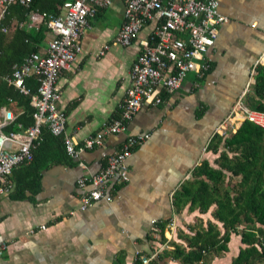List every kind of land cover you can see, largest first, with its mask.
Masks as SVG:
<instances>
[{"label": "crops", "instance_id": "obj_1", "mask_svg": "<svg viewBox=\"0 0 264 264\" xmlns=\"http://www.w3.org/2000/svg\"><path fill=\"white\" fill-rule=\"evenodd\" d=\"M216 1L226 22L218 26L206 55L210 67L203 76L188 73L178 89L161 92L159 104L142 105L124 132L106 135L101 145L83 149L78 160L61 156L55 142L44 147L41 158L47 164L38 171L36 192L24 189L22 197H15L14 177H9L11 190L0 195V264H134L135 255H149L161 244L153 232L155 223L173 220L175 229H165L164 236L171 234L182 243L179 231L188 233L186 226L198 218L211 220L209 214L187 209L175 214L172 194L203 160L217 167L218 154L206 150L208 142L243 91L251 90L250 69L264 52V0ZM123 11L119 1L98 10L80 36L77 61L58 75L64 134L76 148L119 116L139 42L152 33L153 23L147 22L130 45H113ZM41 22L38 12H31L19 25L32 28ZM50 39L48 32L38 53ZM105 45L108 49L99 55ZM236 123L238 127L241 121ZM144 135L147 138L125 161L127 180L104 184L110 201L101 199L81 210V197L90 187H81L78 180L102 169L126 137ZM227 246L228 251L212 257L211 264H230L244 247L233 234ZM153 264L179 263L164 258Z\"/></svg>", "mask_w": 264, "mask_h": 264}, {"label": "built area", "instance_id": "obj_2", "mask_svg": "<svg viewBox=\"0 0 264 264\" xmlns=\"http://www.w3.org/2000/svg\"><path fill=\"white\" fill-rule=\"evenodd\" d=\"M28 6L31 0H0V22L6 7L16 2ZM113 1L124 6L123 23L112 44L128 46L134 41L142 26L153 23L150 36L139 42L140 48L131 64L130 85L120 105L117 118L102 124L99 131L85 138L77 146L64 134L66 114L58 108L61 90L57 84L62 71H70L81 52L79 39L89 27V19L98 10L108 7ZM45 20L51 34L43 53H32L19 64L12 67L8 83L21 93L27 94L24 78L33 74L38 82L37 94L31 96L30 105L34 112L33 124L18 130H6L15 121V114L6 107H0V195L11 190L10 174L23 163L32 160V149L40 140L41 127L45 126L54 136L63 135L64 149L67 155L78 160L83 149L99 146L106 135L122 133L127 124L144 104L157 105L161 102V92L172 93L178 89L188 73L203 76L210 67L206 57L217 36L218 26L226 18L218 12L216 0H67L62 5V13L57 16L38 13ZM1 32L7 27L0 26ZM108 45L103 46L99 55L104 54ZM264 64L262 52L250 69V77L255 75L258 65ZM247 88L236 101L233 110L221 121L215 132L225 135L230 129L237 128L236 121L248 120L264 129V112L248 109L244 102ZM147 138L128 136L121 149L110 155L102 169L94 174L82 177L78 184L89 186V190L80 200V209L84 210L95 201H110L105 195L104 184L115 179L127 180L125 161L131 155L134 146ZM167 231L175 229L173 220L169 221ZM42 228V227H41ZM168 239L151 254H137L135 264H153L161 250L170 248ZM4 245L0 244V258Z\"/></svg>", "mask_w": 264, "mask_h": 264}, {"label": "trees", "instance_id": "obj_3", "mask_svg": "<svg viewBox=\"0 0 264 264\" xmlns=\"http://www.w3.org/2000/svg\"><path fill=\"white\" fill-rule=\"evenodd\" d=\"M66 0H31L28 6L10 3L4 12L0 26V107L15 113V121L6 130L16 131L17 125L23 128L33 124L34 109L30 105L31 96L37 94L38 82L33 74L24 78L27 94L21 93L8 83L12 67L32 53H38L49 32L45 20L37 27H23L31 12L57 16ZM15 20L16 25L11 26ZM11 26V27H10ZM251 90L244 95L243 102L250 110L264 112V64L258 65L253 76ZM56 143L61 156L66 157L63 136H54L47 127H41L40 140L32 149V160L12 170L15 197H22L24 189L37 191L38 171L46 166L41 158L44 147ZM206 150L218 154L209 165L203 160L195 167L188 180H185L172 194L175 214L197 211L209 214L206 221L198 218L187 225V231H179L177 238H171L172 248L163 249L158 260L169 258L179 264H211V259L228 251L231 235L240 236L244 247L230 264H264V129L248 120L241 121L232 132L225 135L215 133ZM21 173V175H17ZM169 220L154 224L156 233L163 243L166 238ZM135 264V262H134Z\"/></svg>", "mask_w": 264, "mask_h": 264}, {"label": "rangeland", "instance_id": "obj_4", "mask_svg": "<svg viewBox=\"0 0 264 264\" xmlns=\"http://www.w3.org/2000/svg\"><path fill=\"white\" fill-rule=\"evenodd\" d=\"M171 235V234H170Z\"/></svg>", "mask_w": 264, "mask_h": 264}]
</instances>
